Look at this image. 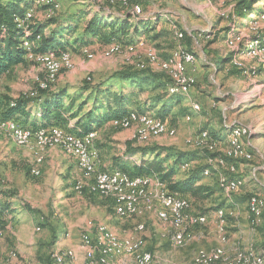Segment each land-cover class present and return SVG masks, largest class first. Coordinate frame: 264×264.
I'll use <instances>...</instances> for the list:
<instances>
[{
	"label": "rangeland",
	"instance_id": "1",
	"mask_svg": "<svg viewBox=\"0 0 264 264\" xmlns=\"http://www.w3.org/2000/svg\"><path fill=\"white\" fill-rule=\"evenodd\" d=\"M36 1L32 7L28 8L30 11L34 10V19L45 20L49 15L55 13L58 14H55L58 18L64 15L56 10H36L35 7L38 6ZM72 1L75 0H61L60 7L70 6ZM117 2H119V5L128 8V6L121 3V0H97L94 5H97L98 9L102 11L109 4L114 6L118 4ZM143 2L154 3L153 0ZM235 2L236 0H156V10L167 12L169 14L168 18L171 20V23L159 18L155 20L164 32L157 43H151L147 46L143 39L124 44H118L116 43L117 40L115 42L112 40L102 46L95 45L96 41V43L87 46L70 47L65 53L70 66L65 67L62 65L56 73L54 82L50 85L51 88L66 86L64 89L69 90V95H66L65 102H68V96L75 93L73 91L74 87L82 89L90 87L86 92L75 93L76 96L72 102L83 111L90 108L94 96L97 97V103H102L107 100L105 97L106 91L111 93L115 91L123 94V99L127 101L128 110L145 112L156 117L157 106L152 105L153 103L149 101V98L157 92L167 94L165 89L153 90L147 84L140 85L138 82L133 84V80H122L114 76V73L133 65L139 68L137 62L145 60L147 51L156 54L159 60L165 59L161 54H166V50L170 48L172 50L169 55L174 54L178 49V44L193 52L195 56L194 64L199 63L198 65H200L196 76L194 74L195 84L191 89L188 88L186 91L179 92L190 93L192 101L197 102L192 103V106L197 105L195 109L197 111L200 110L198 104L200 103L203 118L208 119L210 122L215 121L216 118L219 121L222 114V117L226 118L225 122H231L232 120L244 122L239 126L246 127L249 132V134L235 140L239 145L240 154L228 164H233L234 170H230L226 162L222 166L218 165L215 160L207 161L211 163L213 168L217 167L220 171L217 174H210L209 172L208 175L203 172L199 183L215 186L216 193L204 200H196L188 196L192 212L204 214L206 222L202 225L185 228L178 238H170L175 230L158 218L155 200L152 201L150 209H146L144 204L141 203L138 213L130 219L117 218L113 212V206L108 200L101 197L102 195L99 196V193L90 195L88 189L91 190L92 178L85 179L82 172L78 177L75 176L74 166H76V163L79 167L77 157L65 152L61 146L42 147L39 145L38 147L33 136H31L28 144L18 145L10 134L0 131V202L2 201L1 203L4 205L2 212L0 211V220L4 226L0 242L6 247L2 258L3 263L16 261L17 264H36L33 261L34 251L27 245L29 241L39 242L44 240L51 229V238L63 236L64 231H67L65 223L79 215L84 219L81 225L82 230L86 228L88 222L106 223L119 236L134 235L140 237L144 241L145 248L152 252L151 264H180V253L183 250L192 252L193 260L191 259V261L195 262L198 254L202 252L212 253L217 247L223 249L218 261L231 259L238 250L252 248L259 252L264 249V234L262 233L264 221L262 220L263 222L260 223V225L263 223L261 226L256 227L252 223L253 218L247 205L248 198L251 195L264 198V81H259V76L264 77V54L253 57L255 55L249 52V55L236 57V60L243 65V68L234 65L236 68L241 69L240 75H229V72L223 70L222 67L219 70L215 69L219 54L228 51L232 55L225 44L221 27L229 24L231 26L230 31L233 35L241 38L240 43L242 44L245 42L246 37L254 31L251 28L252 26L261 29L264 36V16L260 17V13L264 11V0H257L252 6L251 12L242 20L234 14ZM257 6L263 7L258 14L255 13ZM251 18H254V20L250 21ZM219 23L221 27L217 30ZM168 28H170V31ZM213 29L215 30L214 34L212 33ZM175 31L184 34L182 42V38L175 39ZM212 34L213 37L210 36ZM140 42L143 43L140 44ZM173 42L174 46L171 47ZM22 44L25 46L24 41ZM114 45L118 49L109 50ZM26 58L27 61L24 64L14 65L0 74V116L6 103L11 100L24 96L29 98L27 102L31 104L36 100L31 97L36 96L34 92L37 91L38 81L44 76L43 71L45 70L46 61L41 60L40 64L37 65L33 61H38V57L26 55ZM60 58V55H57L54 60ZM149 66L165 73L170 68L175 67L170 66L168 69H164L151 63ZM103 83L105 85L100 89L97 88L96 91L95 87ZM169 85H171V82ZM148 118L151 122L141 125L132 119L124 118L116 121L112 119L110 120L111 126L102 128L98 134L93 130L91 145L94 153H97L96 170L99 172L105 170L100 168L101 157L97 142L103 140V138L109 141L108 138L111 136L118 139L112 140L114 141L113 145L106 147L115 154L120 153L127 145L146 146L156 144V141H152L153 137L156 136H162V140L157 141L159 146L181 147L186 150L195 147L193 141L199 136L197 131L190 133V135L185 133L180 137L178 135L176 138H172L176 135L177 130L175 127L170 126L167 120L163 122H166L167 127L173 130L172 135L166 133L151 134L147 139L142 140L147 137V134L146 132L141 134V132L149 129L147 125L154 122L151 117ZM9 119L22 127L14 119L10 117ZM186 120L188 121L190 118ZM248 122H254V127L246 125ZM228 128L229 130L226 131L228 132L227 145L223 149V153H226L229 148L228 141L231 137V126H228ZM256 128L257 132L254 131ZM49 129L60 130L61 132L67 131L66 128L59 125H48L44 131ZM181 132L183 131L180 130ZM70 133H73V135L81 134ZM120 138L125 140V143ZM169 139H173L174 142L172 143ZM208 145L210 146L209 143ZM218 148L220 149V146L216 143L212 146L210 152L216 151ZM162 158H166L163 163L164 166L170 167L173 165V157L164 154ZM133 159L139 162L138 156H134ZM184 163L189 166L184 168ZM195 163V159L183 161V163L178 161L176 167L172 168L174 172L173 179L183 178L185 170ZM25 167L30 170L27 174L23 171ZM116 169L121 170L120 168ZM96 170L92 173L93 177L97 176L98 171ZM35 171L38 173H34ZM145 175L150 180L151 189L158 187L159 177L156 174ZM230 177L239 181L235 190H227L225 182L221 181L223 178L230 179ZM77 181H81L82 184V188L79 190L75 188ZM83 199L90 202L91 206L85 208L81 202ZM97 204H103L106 207L97 209ZM217 208L223 211L225 216L223 223H220V220L215 217ZM86 210L87 213L84 212ZM102 213H105V215L102 216ZM138 224L143 225L142 230L135 229ZM6 226H9V228H6ZM82 230L81 233L84 232ZM222 237L225 240L222 241ZM214 242H217V244L213 245ZM226 242L233 243L232 246L235 251H233L232 256L225 248L224 244ZM19 244L23 245L20 247ZM51 245L47 244V247ZM41 250L42 248L38 247L37 252H40L38 258L45 255L44 251ZM53 252L48 251L47 264L52 263L51 255ZM118 262V264H134L131 259L127 258H121Z\"/></svg>",
	"mask_w": 264,
	"mask_h": 264
},
{
	"label": "trees",
	"instance_id": "2",
	"mask_svg": "<svg viewBox=\"0 0 264 264\" xmlns=\"http://www.w3.org/2000/svg\"><path fill=\"white\" fill-rule=\"evenodd\" d=\"M34 1L35 0L0 1V74L6 72L10 67L14 65L24 64V62L27 61L26 55L28 54H38L47 51L57 52L65 50L66 46L68 45H70L72 48L73 46L71 44L73 43H78L82 46V44L84 45L88 44V42H91L92 38H95V40L102 45H105L112 40H117L121 44L132 43L125 41V39H129L127 37V34L131 30L133 32H139L140 28L146 26V22L144 23L143 18L140 16L141 14L137 15L131 13V5H133V3L140 2L139 0H129L130 2L127 5L128 8H125L124 6H121L119 4H116L114 6L109 4L110 7L108 6V9H111L112 7L114 8V10L121 12L122 16H120L119 19L106 21L103 18H100L98 13L93 14L88 20H86L84 26L82 27V30L73 35L72 43L69 44L67 36L75 32L74 30L76 28L73 23L61 25L62 23L60 22V19L55 15L57 13L49 15L47 18H45V20L40 21L34 19L32 14L28 21H26V24L24 23L22 25L18 24L15 21V17H22L24 12L34 5ZM256 1L257 0H236L234 4V14H236L240 18V20L244 19L251 12L252 6L254 5V3H256ZM56 8L57 5L55 4L54 0H47L35 7L36 10L41 9L43 11H45L46 9L56 10ZM262 8L263 7L261 6H257L255 9V13H260V10ZM252 20H254V18H251L250 21ZM48 26H50L49 31L47 33H43V29ZM230 29L231 26L229 24L223 28V30L225 31H228ZM262 32L263 31L261 29L255 27L252 34L248 35V37H246L245 39V42H243V44L241 43V45L258 40L259 37L263 36ZM37 34H40L39 40L35 39V36ZM183 35L184 34H182V40L184 39ZM24 39H27L29 41V45L27 47L23 46L22 44ZM216 63L217 64H215V69L218 70L220 69L221 64L225 63L226 70L229 72V75L241 74V69L236 68L235 66L243 68L242 65H236L232 62L231 53L227 54L225 58L219 57V60H217ZM133 66L130 68H125L124 70L116 71L114 73V76H117L122 80H133V84H136V82H138L140 85L147 84L153 90L165 89L168 95L165 92V94L157 92L156 94H154V96L149 98V101H152V105L155 104L157 106L156 117L166 120V116L170 112L172 106L179 103L182 100L183 96L187 95L189 92H169L168 85L170 84L171 80L166 73L159 70L157 71L148 66L143 69H139ZM50 85L51 83H49L46 88H40L37 85L36 96H33L31 98L38 100L42 95L49 96L42 102L41 110L47 117H50L52 119V122H49L51 123V125H62L61 122L65 119H61L60 117H62V113L68 111L69 106L74 101L75 96H68L69 100L67 102V105H64V99L66 98L67 90H65L64 88H59L58 90L51 92ZM103 85L105 84L103 83L98 87H95L96 91L97 88L100 89L103 87ZM88 89H90V87H84L83 89L80 88V90L85 91ZM105 93V97L107 100L103 101L102 103H97V97L94 96L92 105L80 117H78L77 121L74 123V126L71 128L66 127L67 131L70 130L68 133H81L78 135L86 134L98 128L105 121H108L109 119L112 120L113 118L119 117L130 111L128 110L129 108L127 109V101L126 99H123V94L118 92L111 93L108 91H106ZM28 99L29 98L24 96L7 102L0 117L9 118V114L19 113L23 111L24 107L29 104V102H27ZM185 110V108L181 109L179 111V114H183ZM135 112L142 113L140 111ZM71 115V117H77L76 114ZM219 118L221 119H219L218 121L221 124V130L228 131V126L238 127L239 125H241L227 124V122H225L226 118H224V116L222 117V114ZM207 131L209 132L210 137L216 141L218 146H220L216 131ZM164 154L165 156L174 158L172 166L166 167L163 165L166 159L162 158V155ZM131 155H138L139 162L135 161L131 168L126 167L125 165H120L121 170L131 176L156 174L159 177V180L164 183L166 190L170 194L181 198H187L188 200H190L188 196L196 200H204L212 196L217 191L215 186L199 183L200 176L203 175L205 169H209V171L211 170L210 174L215 173V170L219 169L217 167L213 168L211 164L207 162L208 159L222 157L224 158L226 165L233 161L232 159H230V157L223 155V149L219 148L216 151L210 152L206 149L197 148H192L191 150H181L159 145H127L123 156ZM193 159H200L201 161L196 162L192 167L185 170L183 178L174 180V172L172 168L176 167L178 161L183 163V161ZM23 171L25 174H27L30 170L28 167H25L23 168ZM228 180L229 179L223 178L221 181L225 182L226 184ZM88 191L90 192V195L97 194L91 192L89 189ZM104 199L108 200L113 206L114 201L112 198L104 197ZM0 211L2 212V209H0ZM262 220L264 221V212L262 215ZM261 225L259 224L256 227H259ZM262 230V233L264 234V227L262 228ZM52 240L54 239L52 238ZM51 261L53 264H56L53 261L52 257ZM216 262H219L218 258L216 259ZM66 264H68V262H66Z\"/></svg>",
	"mask_w": 264,
	"mask_h": 264
},
{
	"label": "bare ground",
	"instance_id": "3",
	"mask_svg": "<svg viewBox=\"0 0 264 264\" xmlns=\"http://www.w3.org/2000/svg\"><path fill=\"white\" fill-rule=\"evenodd\" d=\"M36 1V0H35ZM34 1V4H35ZM47 0H37L36 5H40ZM122 4L127 6L129 0H121ZM140 2L133 3L131 5V13L136 14L135 7L142 6L141 2L148 1V0H139ZM34 10L30 11L27 9L23 16H27L26 21L32 16ZM264 16V11L260 13V17ZM15 21L22 25L25 23V20H21L20 16L15 17ZM252 29H255V26H252ZM182 32L175 31V39H181ZM36 40L40 39V34L35 36ZM24 45L27 47L29 45V41L24 39ZM115 42V40H113ZM116 43L121 44L120 42L116 41ZM143 42H140L142 44ZM124 44V43H123ZM225 44L229 51L232 52L231 60L236 65H242L240 62L236 60V57L242 55H249V52L253 57H256L258 54H264V36L259 37L258 40L248 42L247 44L241 45L239 36L233 35L231 33H227L225 36ZM178 49L174 54L169 55L165 59L159 60L156 54L151 52L145 53V60L137 62V65L140 69L145 68L146 66L150 67L149 64L152 65L156 64L161 66L164 69H168L170 66H175L174 68H170L166 73L171 79V85H168L169 92H179V91H186L189 87H187L186 82L183 80H178L181 75V65H182V55H184V59H187L189 63H191L192 67L194 65L195 56L192 52L186 50L185 48L181 47L179 44L177 45ZM118 47L116 45L109 48V50H117ZM68 49L61 50V51H47L38 54H28L30 56L38 57V61H35L38 65L40 61H46L45 63V70L43 71L42 78L38 81V86L40 88H46L49 83H53L56 77V73L59 71L60 67L63 65L65 67H69L70 64L68 62L67 55L65 54ZM60 55L59 60H54V57ZM147 55V56H146ZM246 58V57H245ZM33 60V59H32ZM243 66V65H242ZM165 73V72H164ZM172 80H176V84L172 83ZM35 95L37 91L34 92ZM182 93V92H179ZM192 108L195 110L197 105H193ZM148 117L153 119V123L151 125H147L149 129L146 131L147 137L142 139L145 140L151 134H159V133H166L172 135L174 132L169 127H167L166 122L164 120L155 116H151L148 113H137L135 111H128L126 114H123L119 117L113 118L114 121L116 120H123L132 119L133 121H138V119H143V122H138L139 125L141 124H148L151 122ZM186 119H189L190 116L186 115ZM156 119H160V121H156ZM5 123L12 124L17 130H11L5 127ZM168 123V122H167ZM165 125V127H164ZM48 126H41L36 128V130H30L28 128H23L18 126L9 118H0V131H5L11 135L12 139L18 145H26L29 143L30 137H20L19 138V131H38V135H34V139L36 141V145L40 146H61L65 152L71 154L75 157H85V150H83V146L86 149H89L90 153H94L92 150L91 145V138L93 136V131H90L86 134L82 135H73V133L68 132H61V133H46L44 129ZM243 126L238 127H231L230 131V140L228 141L229 148L226 153L223 155L230 157L231 159L237 158L240 154L239 145L236 143V139L245 134H249L248 131H243ZM199 136L193 141L195 145L194 148L197 149H207L212 150V146L216 144V141L210 137L209 132L204 129L198 132ZM88 135V136H87ZM200 136H204L206 142L200 144L201 138ZM77 137L79 141H82V144L73 143V138ZM145 137V135H143ZM210 146L208 145V143ZM205 147V148H204ZM215 160L218 165H225V160L222 157H216L215 159H208V161ZM211 164L210 162H208ZM79 168L82 172V175L85 179L92 178V184L90 187L91 192L99 193L104 197H110L113 199V209L115 215L120 219H130L131 217L135 216L139 209L140 204H144L146 209H150L152 207V201L155 200L156 204V211L158 218L167 224H169L174 230L173 237L178 238L182 234V231L187 227H193L202 225L206 222V217L201 218L199 220L200 215L205 216L204 214L193 213L191 210V204L187 198L185 199H174L172 201L168 198H160V205H159V192L157 190H152L150 188V180L147 175H134L131 176L128 173L121 171L119 169H110V170H102L96 173V177L92 176L95 168V160H92V166H89L86 162L82 161V159H78ZM184 168H187L189 165L184 163ZM230 170H234L233 164L228 165ZM209 169H205V175L209 174ZM34 173H38L35 171ZM119 174L120 178H133L130 183H113L109 180H106L102 175H111ZM159 183H162L159 180ZM239 181L236 178H231L226 182V189L227 190H235L238 187ZM76 189H81L82 184L81 181H77L75 184ZM164 193H169L163 183ZM249 212L253 218V224L256 226L260 224L262 221V215L264 212V198L258 197L256 195H251L247 201ZM166 209H175L177 213L180 215L178 220L176 217L168 216V210ZM215 217L220 220V223H223L225 220V216L223 214L222 209H218L215 211ZM94 231L91 230H84L83 233L80 235L79 239V247L83 251L84 254V262L83 264H109L112 260L124 256H129L132 258L135 264H151L153 255L149 249H146L144 246V241L134 235H126V236H119L116 232L111 230L106 224L99 223L96 224L94 227ZM136 230H142L143 225L138 224L135 227ZM4 226L0 220V236L3 235ZM221 240H225L224 237ZM220 240V241H221ZM75 251L72 248L60 249L56 250L52 254V258L57 259L56 264H66V262H70L75 258ZM223 253L222 248H216L213 253L209 252H202L198 254L195 259V264H264V256L262 253L256 252L252 248L242 249L235 252L234 256L222 262H216V259Z\"/></svg>",
	"mask_w": 264,
	"mask_h": 264
},
{
	"label": "crops",
	"instance_id": "4",
	"mask_svg": "<svg viewBox=\"0 0 264 264\" xmlns=\"http://www.w3.org/2000/svg\"><path fill=\"white\" fill-rule=\"evenodd\" d=\"M54 1H55V4L57 5L56 11L64 14L61 17L62 19L59 16L60 22L62 23L61 25L73 23L75 28H76L74 30L75 32H73L71 35L67 36L69 44L72 43L73 35L82 30V27L84 26V23L86 22V20H88L93 14L98 13L100 18H103L106 21L119 19V17L122 16L121 12L114 10V8H112V7H111V9L103 8L105 10L100 11L98 9L97 5L96 6L94 5L97 0H95V1H93V0H75L74 2L72 1L70 3V6L68 5V6H64V7H60L61 6L60 5L61 0H54ZM153 2L154 3H152V2H141L142 3V14L140 16L143 18L144 23L146 22L145 23L146 26L143 28H140L139 32H133L131 30L127 34V37L129 39H127V40L125 39V41L134 43L138 39H143L146 42V45L149 46V44L157 43L158 39L162 38V33H164V32H163L162 28L159 27L158 23L155 22V20H157V18H159L160 20H166L169 23H171L170 22L171 20L168 18L169 14L167 12H165V11L161 12V10H156V5H157V4L155 5L156 0H153ZM117 3L119 4V2H117ZM150 3H152V4H150ZM56 15H58V14H56ZM38 21H40V19H38ZM227 25L228 24H226L225 26H227ZM225 26L221 27L220 23H219L218 27H217V30L221 27L220 28L221 33H224L223 37H225L226 33L232 32V31H230L231 29L228 31L223 30V28ZM49 29H50V26L45 27L42 32L47 33L49 31ZM169 29L170 28H168V30ZM214 31L215 30L213 29V32H212L213 34H214ZM234 33H236V32H234ZM213 34L210 36L213 37L214 36ZM94 42L96 43V40H95V38H92L91 42H88V44H84V45L87 46V45L92 44V43L94 44ZM181 42H182V39H181ZM71 45L73 47L80 46V44H78V43H75V44L73 43ZM84 45L82 44V46H84ZM95 45H97V46L101 45L102 46V44H100L98 42ZM173 45H174V42L172 43L171 47H173ZM70 47L71 46L68 45V46H66L65 49H68ZM171 50H172L171 48L169 50H166L167 51L166 54L163 53V54H161V56L163 58H167L169 56ZM229 53L230 52L225 51L224 53L219 54L218 56L221 58H225V56ZM198 64L195 63L192 67L193 69L191 67H189V71L192 72L193 74H195V76H196V72L198 71L199 66H200ZM221 67L223 68V70H226V64L225 63L221 64ZM259 81H264V77L261 78L259 76ZM65 87L66 86H57V88L56 87L51 88V92L56 91L59 88L63 89ZM68 91L66 94L69 93ZM73 91H75V93L86 92V91H81L80 88H77V87H74ZM113 92H115V91H113ZM75 93L72 95L76 96ZM48 97L49 96L42 95L41 98H39L38 100H35L32 104L29 103L26 107H24L23 111H21L19 113L9 114L8 117L14 119L22 127L30 128L32 130L36 129L40 126L51 125V123H49V122H52V119L50 117H47L44 114V112L41 110L42 102ZM192 103H197V102H193L192 97L190 96V93H188L187 95L183 96L182 100L179 103L173 105L170 112L167 114L166 117L169 121L167 119L166 120L168 121V124L172 127H175L177 130L176 135L173 136L172 138H176L178 135L180 137L182 135H185V133L190 135V133H192L194 131L199 132L202 129H206V130H210V131L214 130V131H216V135H217V138H218V141L220 144V149H224L225 146L227 145V132L225 130H221V124L218 122V119L216 118V120L214 119L215 121L210 122L208 119L203 118L201 116V105H200V103H198L200 106V110H198V111L194 110L192 108ZM64 105H67V102L64 101ZM183 108H185L186 110L184 111L183 114H179V111ZM85 111L80 110V108H78V106L71 104L69 106L68 111H66L65 113H62V115H61L62 117H60L61 119H63V118L65 119L61 122L62 125H60V124H55V125H59V126L64 127V128H66V127L71 128L74 126V123L77 121L78 117H80ZM71 114H76L77 117H71L72 116ZM186 115H190V120L187 121L185 119ZM110 120L111 119H109L108 121H105L98 128H96L95 129L96 134H98V132L102 128L111 126ZM253 123L254 122H248V124H246V125L254 127L255 124H253ZM227 124H229V125H231V124H244V122L232 120L231 122H227ZM180 130L183 132L180 133ZM254 131L257 132V128ZM108 139H109V141H107L103 138V140H99L97 142L99 155L101 157L100 168L105 169V170H110V169L120 168V165H125L126 167L131 168L132 165L135 163V160L133 159V157L138 156V155L123 156L125 149L122 150L120 153H116V154L113 151H109V149L106 146H108V145L112 146L114 143V141H112V140L118 139V138H112V136H111ZM128 139H129V137H128ZM129 140H127V141H129ZM161 140H162V136L153 137L152 141H156V144H153V145H157V143H159L157 141H161ZM169 140L172 143L174 142L173 139L172 140L169 139ZM121 141L123 143H125V140L121 139ZM175 148H179L181 150H186V149L181 148V147H175ZM190 149H192V147L187 148V150H190ZM195 161L199 162L201 160L195 159ZM75 163H76V161H75ZM74 171H75V176L78 177L80 175L81 171H80L77 163H76V166H74ZM218 171H220V170L216 169L215 174H217ZM230 178H233V177H230ZM229 201H231V200H229ZM1 202H0V209H3L4 205ZM81 202L83 203L85 208H88L91 206L90 202H88L84 199L81 200ZM231 203H233V202L231 201ZM103 207H106V206L103 204H100V205L97 204L96 205L97 209H99V208L102 209ZM84 212L87 213V210ZM3 213H4V211H3ZM104 215H105V213H102V216H104ZM83 221H84V219H82L81 215H79L76 218L71 219L70 221L66 222L65 224L67 225V227H66L67 231H64L63 236H60L59 238H53L54 240H52L51 235H50V232L52 231V229L45 236L44 240L39 241V242H36L35 240H33V241L30 240L29 244H27V245H29V248L33 249V251H34L33 252V261L36 264H47L46 256H47V253L49 250L55 252L56 250H60V249L72 248L75 251V258H74V260L70 261L68 264H83L84 254H83V251L79 247L80 233L82 230L81 225H82ZM103 224H106V223H103ZM95 225H96L95 223L88 222L86 225V228H84L82 231H84V230L94 231L93 227ZM6 228H9V226H6ZM234 236L235 235L233 234V237ZM170 238H174L173 235L172 236L170 235ZM23 244H19L20 247ZM47 244L48 245L52 244V245L50 247H47ZM215 244H217V242L213 243V245H215ZM224 245H225L227 252L230 253V256H232L234 254L233 251H235L233 249V246H232L233 243L231 244L230 242H226ZM3 246L4 245L2 244V242H0V264H17L16 261L15 262L11 261L9 263H7V262L3 263L2 258L4 256L5 248H6L5 246L4 247ZM38 247L42 248L41 251L42 252L44 251V253H45V255L42 256L41 258H38V256L40 255V252L39 253L37 252ZM217 248H219V247H217ZM260 251L262 252V254L264 256V249H262ZM192 254L193 253L190 252L189 250H183L180 253V255H181L180 256V260H181L180 264H192V263L195 264V262L191 261V259L193 260ZM51 257H52V255H51ZM121 258H127V259L132 260V258H130L129 256H124V257H120V258H116V259L112 260L109 264H118L119 263L118 260ZM225 260L226 259H221V260H219V262H222ZM227 260H229V259H227ZM132 262H133V260H132ZM100 264H102V263H100Z\"/></svg>",
	"mask_w": 264,
	"mask_h": 264
},
{
	"label": "built area",
	"instance_id": "5",
	"mask_svg": "<svg viewBox=\"0 0 264 264\" xmlns=\"http://www.w3.org/2000/svg\"><path fill=\"white\" fill-rule=\"evenodd\" d=\"M133 10L136 11L137 15L142 14V6L135 7V9ZM26 18L27 16L21 17V20H25V24H26ZM189 67L192 68L191 63H189L187 59H184V55H182L181 75L178 78V80H183L184 82H186L187 87L191 89V87L195 84V76L192 72L189 71ZM172 83L176 84V80H172ZM156 121H160V119H156ZM137 122H143V119H138ZM5 127L11 130H17L12 124L5 123ZM18 131H19V138L38 135V131H22V130H18ZM243 131H247V129L243 128ZM46 133H61V131L55 130V129H49V130H45V134ZM72 138H73V143H75V146L76 144H82V141H79L77 137H72ZM203 142H206V141H205L204 136H201L200 144ZM83 150H85V157H78V159H82V161L89 164V166H92V160H96L97 153H90L89 149H86L85 146H83ZM94 169L96 170V168ZM102 176L106 180H109L113 183H121V184H124V186H125V183H130L133 180H135L133 178H130V176H127V178H120L119 174H113V173H111V175H102ZM152 190H157V192H159V205H160V198H168V199H171L172 201H174V199H185V198L177 197L170 193H164L163 183H158V187H153ZM166 210H168V216L176 217L178 220V217L180 215L177 213V211H175V209H166ZM203 217H206V216L200 215L199 220H201V218ZM52 259L56 263L57 259L55 258H52Z\"/></svg>",
	"mask_w": 264,
	"mask_h": 264
}]
</instances>
